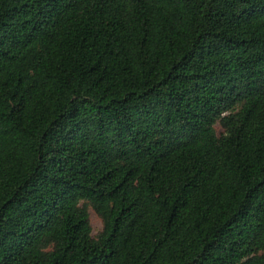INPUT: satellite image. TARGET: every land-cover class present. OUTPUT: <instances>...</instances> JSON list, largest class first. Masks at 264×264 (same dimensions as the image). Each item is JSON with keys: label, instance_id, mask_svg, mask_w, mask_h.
Instances as JSON below:
<instances>
[{"label": "trees", "instance_id": "trees-1", "mask_svg": "<svg viewBox=\"0 0 264 264\" xmlns=\"http://www.w3.org/2000/svg\"><path fill=\"white\" fill-rule=\"evenodd\" d=\"M0 264H264V0H0Z\"/></svg>", "mask_w": 264, "mask_h": 264}, {"label": "rangeland", "instance_id": "rangeland-1", "mask_svg": "<svg viewBox=\"0 0 264 264\" xmlns=\"http://www.w3.org/2000/svg\"><path fill=\"white\" fill-rule=\"evenodd\" d=\"M216 128H217L218 133L222 131V127L220 124H218ZM89 213H90V221H91L92 228H93V234L96 235L102 230L103 223L101 219L97 216V214L93 211V209H90Z\"/></svg>", "mask_w": 264, "mask_h": 264}]
</instances>
